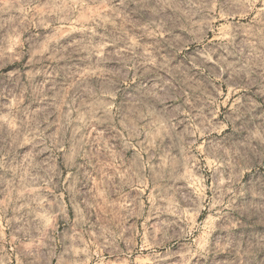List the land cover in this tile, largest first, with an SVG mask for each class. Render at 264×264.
I'll return each instance as SVG.
<instances>
[{
	"label": "clouds",
	"instance_id": "obj_1",
	"mask_svg": "<svg viewBox=\"0 0 264 264\" xmlns=\"http://www.w3.org/2000/svg\"><path fill=\"white\" fill-rule=\"evenodd\" d=\"M0 264H264V0H0Z\"/></svg>",
	"mask_w": 264,
	"mask_h": 264
}]
</instances>
